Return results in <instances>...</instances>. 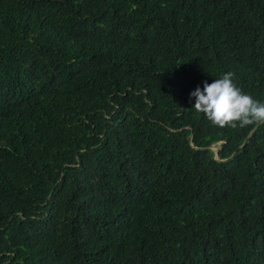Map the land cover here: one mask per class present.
Returning <instances> with one entry per match:
<instances>
[{
	"label": "trees",
	"instance_id": "16d2710c",
	"mask_svg": "<svg viewBox=\"0 0 264 264\" xmlns=\"http://www.w3.org/2000/svg\"><path fill=\"white\" fill-rule=\"evenodd\" d=\"M264 0H0V264H264ZM216 146L217 149H212Z\"/></svg>",
	"mask_w": 264,
	"mask_h": 264
},
{
	"label": "clouds",
	"instance_id": "9594fccd",
	"mask_svg": "<svg viewBox=\"0 0 264 264\" xmlns=\"http://www.w3.org/2000/svg\"><path fill=\"white\" fill-rule=\"evenodd\" d=\"M190 96L195 99L193 109L214 127L236 129L264 124V101L238 87L231 71L211 84L205 81L203 89L198 86Z\"/></svg>",
	"mask_w": 264,
	"mask_h": 264
},
{
	"label": "water",
	"instance_id": "95a60500",
	"mask_svg": "<svg viewBox=\"0 0 264 264\" xmlns=\"http://www.w3.org/2000/svg\"><path fill=\"white\" fill-rule=\"evenodd\" d=\"M211 148H212V149H217V147H216V146H211Z\"/></svg>",
	"mask_w": 264,
	"mask_h": 264
}]
</instances>
